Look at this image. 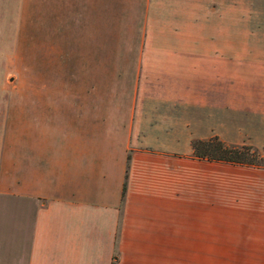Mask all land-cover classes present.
<instances>
[{
    "label": "crops",
    "instance_id": "0c3cea01",
    "mask_svg": "<svg viewBox=\"0 0 264 264\" xmlns=\"http://www.w3.org/2000/svg\"><path fill=\"white\" fill-rule=\"evenodd\" d=\"M222 2L148 0L159 36L142 45L214 41ZM224 59L138 58L127 104L75 105L63 135L24 118L0 152V264H264V165L193 156L217 135L264 158V58H232L230 74Z\"/></svg>",
    "mask_w": 264,
    "mask_h": 264
},
{
    "label": "rangeland",
    "instance_id": "374dc122",
    "mask_svg": "<svg viewBox=\"0 0 264 264\" xmlns=\"http://www.w3.org/2000/svg\"><path fill=\"white\" fill-rule=\"evenodd\" d=\"M147 1L0 0V152L23 134L24 118L33 136H56L70 131L75 105H126L121 86L133 92L138 58H225L229 74L232 58H264V15L249 16L248 0L218 3L215 40L193 47L142 45L159 36ZM192 264H216V255Z\"/></svg>",
    "mask_w": 264,
    "mask_h": 264
},
{
    "label": "trees",
    "instance_id": "16d2710c",
    "mask_svg": "<svg viewBox=\"0 0 264 264\" xmlns=\"http://www.w3.org/2000/svg\"><path fill=\"white\" fill-rule=\"evenodd\" d=\"M193 156L239 164L264 165L261 152L251 144L231 145L217 135L192 140ZM125 184L123 185V193Z\"/></svg>",
    "mask_w": 264,
    "mask_h": 264
}]
</instances>
